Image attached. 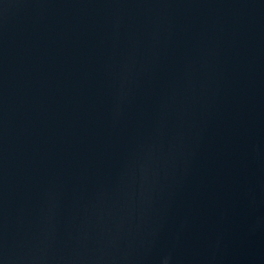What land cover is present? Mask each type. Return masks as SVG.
I'll return each instance as SVG.
<instances>
[{
  "label": "water",
  "instance_id": "95a60500",
  "mask_svg": "<svg viewBox=\"0 0 264 264\" xmlns=\"http://www.w3.org/2000/svg\"><path fill=\"white\" fill-rule=\"evenodd\" d=\"M0 264H264V0H0Z\"/></svg>",
  "mask_w": 264,
  "mask_h": 264
}]
</instances>
